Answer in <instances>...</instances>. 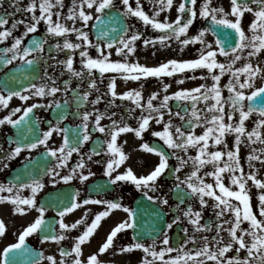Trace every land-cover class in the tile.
I'll return each mask as SVG.
<instances>
[{
	"label": "snow or ice",
	"instance_id": "snow-or-ice-1",
	"mask_svg": "<svg viewBox=\"0 0 264 264\" xmlns=\"http://www.w3.org/2000/svg\"><path fill=\"white\" fill-rule=\"evenodd\" d=\"M5 3L13 10L0 11V44L10 39L11 43L10 46L0 47V60L5 65L19 60L20 66L15 71L28 81V87H20L19 90L8 88L7 95L0 91V106L9 108V101L13 97L22 101L33 97L53 99L48 101L47 105L38 101L26 107H16L0 117V125L19 127L30 119L34 109L40 107L55 106L60 111L57 112L55 123L49 122L42 138L36 136L10 140L7 151L0 145V152H4L0 156V172L9 168V162L19 157L23 151L29 153L20 171L12 178L0 182V204H11L14 215H27L31 210L38 213L22 228L15 242L0 250V264H19L16 260L17 250H21V255L28 253L33 257L29 264H40L41 261L46 264H125L115 258L136 250L143 253L139 264H264V179L258 178L257 175L260 170L257 164L264 166V65L258 62L259 58L264 56V0H228V8L223 5L215 6L213 0H203L199 5L198 0H179L178 4L175 0H149L152 5L151 15L144 10L141 0H135V7L130 0H120V9L116 8L115 0H71L67 15L63 11L64 0H28L27 4H23L22 0H0V9H4ZM173 8L177 13L174 20H170L168 16L160 19L162 13L171 12ZM113 11L120 17L138 18L144 25H150L160 34L148 38L143 32L134 31L126 23L117 24L116 27H102L105 17L109 21L113 19ZM17 13H22L26 18L16 19ZM246 13L253 16L247 32L242 25ZM198 17L206 20L207 26L201 27L196 34L189 35V30ZM92 21L99 22L91 25L97 29L95 42L90 38V30H87ZM78 22L79 27L76 26ZM42 24L51 37L63 38L62 43L57 40L49 47V53L53 49L57 52L70 50L72 55H68L65 60L51 55L45 59L42 54L45 52L48 37H32L25 44V38L37 33ZM21 25L22 34L14 35ZM227 29L233 31L228 32ZM73 33L79 42L69 39V35ZM208 34L214 39H207ZM138 41H142L145 48L153 49H157V45L169 49L175 41L181 52L189 45L198 43L200 47L196 49L195 58H170L155 66H149L142 64L139 59H130L137 54ZM89 48L96 49V57L89 53ZM113 48L120 59H112ZM77 49L80 50V70L73 67V56ZM152 55H156V52ZM221 56L225 58L223 62L219 59ZM253 58H256L257 62H254ZM242 59L245 63L241 67H234ZM50 60H55V65L48 64ZM41 61L48 64V67L63 65L73 77L81 81L87 76L89 79L86 90L80 91V84L72 87L70 79L64 80L62 85L59 84L55 74L49 73L47 68L43 70V75H33ZM204 69L207 70L206 74L201 72L199 76L183 75L176 83L182 85L185 79H211L210 85L200 83L195 87L169 92L172 85L163 82L165 77H174L178 73H195ZM94 70H98L101 81L106 73L114 75L109 77L108 93L90 99L93 92L100 91ZM63 74L62 71L61 75ZM226 74L227 83L221 86V79ZM118 77L126 81L140 82L139 87L118 92ZM150 77L163 82L164 94L159 104H154V100L160 97L158 91L151 92L145 100L143 81ZM37 79L40 81L38 84L32 82ZM224 89H227V96L223 95ZM57 94L63 99H55ZM107 94H110L111 99L108 100V107L104 111L95 107L92 111L79 110L84 104L98 105ZM117 98L132 101L135 107H126V115L111 111V107H119L116 105ZM173 99L180 103L170 106L169 101ZM73 101L77 105V111L73 115H78L81 123L76 128L62 127L61 122L68 118L67 112ZM201 102L204 104L203 108L198 107ZM137 108L140 109V114L133 117ZM21 112L22 115L13 118ZM254 115L256 118L252 120V127L249 129L246 121ZM129 117L136 119L137 127L128 123ZM105 118L110 121L107 125L102 124ZM174 119L181 123H174ZM150 122L162 125V130H154L152 135L159 137L171 151L145 141L139 148L159 157L152 170L146 175H137L129 166L123 172H118L117 169L129 158L123 150V144L128 141L124 140L123 144H118V138L121 134L134 133L136 138L143 140L144 133L150 128ZM201 127L203 131L197 134L196 129ZM33 131V126L29 124L28 132ZM93 132L103 134L105 139L98 137L95 141L97 147L87 154L82 153L81 147L92 139ZM54 134L61 136V143L57 147H50L49 140ZM229 135L234 137L231 147L226 139ZM13 144L14 147L11 146ZM257 144L261 146L256 147ZM41 145L45 148L41 157L46 159L34 160L31 151ZM221 145L223 148L219 147ZM244 145L249 148L246 156L241 154ZM190 149H195L196 154L190 155ZM102 152L109 158L94 162L104 164V175L108 184L130 182L149 201H156L160 205L168 206V197L150 193L160 191L159 182L165 176L173 177L172 184L179 203L176 204L177 212L171 222L162 226L146 222V226L141 224L137 211L125 206L120 199L93 196L80 199L79 190L49 194V199L38 201V194L46 187L44 177H48L53 186L61 182L68 184L74 178L81 183L86 182L95 175L91 169L85 173L84 170L88 168L86 161L93 162L94 156H100ZM73 153L79 154L80 158L74 167L69 168L67 174H62L60 169L67 167ZM179 153H184L187 158ZM172 157L177 161L175 166L169 163ZM51 158H55V163L49 166ZM242 160L246 161L247 171ZM206 165H211L212 171H203L201 175ZM185 167H189L190 171L181 178L180 173ZM225 174L230 181L227 185L224 182ZM205 177H212L213 182H207ZM249 181L260 189L258 211L253 208ZM25 190H30V195H23ZM94 190L99 193L106 188L104 185H97ZM190 199L197 200L199 207L194 208L191 203H186ZM90 204L101 205L103 210L96 212L88 223L91 209L86 206ZM181 205L185 206L184 209H181ZM53 207L57 210L58 220L55 217L46 219V212ZM82 207L85 211L79 219L71 223L66 222L67 214ZM209 207L215 219L202 223L203 213ZM114 210H123L126 218L110 226L98 249L85 256L83 246L90 242L102 226L101 222L109 218ZM155 215L157 218L160 216L159 213ZM229 216L231 218H226ZM182 218H187L192 226V234H188V227L183 228L186 238L173 246L167 230L178 225ZM245 222H248L246 228L242 227ZM54 223L58 224L59 230ZM81 225H85L84 230L74 238L73 244L68 248L59 247V257L54 254L45 255L43 251L33 252L26 246L27 238L33 234L40 237L41 244L51 241L59 245L68 238L67 233ZM225 225L228 227L225 228ZM213 227L214 235H200L198 240L197 233H210ZM6 230L5 221L0 219V236L5 235ZM127 230H132L131 242L117 246L119 234ZM223 232L228 233L227 240L222 235ZM148 239H151V243L146 242ZM109 253L110 259L101 258Z\"/></svg>",
	"mask_w": 264,
	"mask_h": 264
},
{
	"label": "flooded vegetation",
	"instance_id": "flooded-vegetation-1",
	"mask_svg": "<svg viewBox=\"0 0 264 264\" xmlns=\"http://www.w3.org/2000/svg\"><path fill=\"white\" fill-rule=\"evenodd\" d=\"M28 0H22L23 4H27ZM120 0H115L116 3V8L120 9V5H119ZM65 3V8L63 9L64 14L67 15V9L68 7H71V0H64ZM7 10L9 12H11L13 9L9 7L8 3H5L4 5V9H0V11H4ZM249 14V13H248ZM252 15V14H249ZM21 18H26L24 17V15L22 13H17L16 19H21ZM93 22V21H92ZM92 22L89 23L88 29L90 30V38L93 40L92 37ZM69 25H71V22L68 21L67 22ZM11 24V20L9 22V26ZM77 27H79V22L76 25ZM23 32V26L21 25L20 27H18V29L16 30V32L14 33V35H21ZM35 37L37 39H41L44 37H48V43L45 45V52L42 54L45 59H47V57L49 55L56 57L59 60H65L67 59L68 55H72V53L70 52V50H64L63 52H57L55 49H53L51 51V53H49L48 49L51 45H54L57 40H59L61 43L63 42V38L62 37H51L45 30L43 24L41 26V28L38 30L37 33L34 34H30L29 37L25 38V44H27L29 42V40ZM69 39H71L73 42H79L76 40V35L70 34L69 35ZM95 42V41H94ZM11 43V39L8 41H5L3 44H0V47H4V46H10ZM159 49L161 51V48L159 46ZM79 49H77L75 51V54L73 56V67L76 70H80V68L82 67V65L80 64V57H79ZM89 53L93 56L96 57L97 56V52L95 48H89L88 49ZM163 52H166V49L163 48ZM10 55V54H9ZM33 55H35V53H33ZM163 57H159L158 59H161ZM165 60H159V61H154L153 64L156 65L160 62H163ZM48 64L51 65H55V60H50L48 61ZM48 64H45L43 61L40 62V65L38 68H36V70L32 73L33 75H43V70L45 68H47V70L49 71V73L55 74V76L57 77L58 83L59 84H63L64 80H71L72 82V87H76L77 84L81 85V88L79 89L80 91L86 90L87 88V83H88V77L85 76L84 80L81 81L79 78L73 77L71 75L70 72H68L63 65L60 66H54V67H48ZM20 66V61H13V63L11 65H5L2 64L0 67V77L3 75L5 77V80L7 81L8 87L11 88L14 84V82L19 81V80H25L22 83V87L23 88H27L28 87V81L20 76L19 73H17L15 71V69L17 67ZM63 71V75H61V72ZM95 72V77L97 79V87L99 88V93L97 92H93L92 96L90 97V99H95V97L97 95L103 94V93H108V89H107V85L109 82V77L114 75V74H110L108 76V73L105 74L103 80L101 81L100 77H99V72L94 70ZM15 77V78H14ZM156 82V84L159 83H163V82H167L169 84H171V77H165L164 81H158L157 78H148L147 80H144V82ZM33 83H39L40 81L37 80H33ZM117 91L118 92H124L127 91L129 89L132 88H136L138 87V83L137 81H126L120 77L117 78ZM14 87H17L16 90H19V85H16ZM13 87V88H14ZM160 89H162V86L160 87ZM0 91H3L5 95H7V91L3 90L0 87ZM28 94V93H25ZM72 97V93H69V98L71 100ZM53 98L52 97H33L31 99H29L28 101H22L20 100L18 97H13L11 101H9V108L5 109L2 106H0V117H3L5 115H7L9 113V111H11L12 109L16 108V107H26L32 103H36L39 101V103L41 104H45L47 105L48 101H51ZM55 99L58 100H62L63 98L61 97L60 94H57V96L55 97ZM111 99L110 94L105 95L104 99L101 100V102L98 105H91L89 104H84L82 106H80V111H92V109L95 107L97 109H99L100 111H104L106 107H108V100ZM116 105H119V107H111L110 110L111 111H117L118 113H125V106L128 105V107H134L133 105L130 104V101L127 100H121L119 98L116 99ZM121 105V106H120ZM138 110H140L139 108H137ZM137 109L136 112L133 114V117L138 116L137 114ZM60 111L59 109L55 108V106L52 107H40V108H36L33 110V113L30 114V119L26 120L22 125H20L19 127L17 126H13V125H0V145H3V149L5 151H7L10 147L8 141L10 140H16L18 138L21 137H32L35 136V134H37V136H41L42 138V133L43 131L47 130L49 127V122L55 123L56 119H57V112ZM77 111V105L76 103L73 101L71 102V107L68 109L67 112V116L68 118L64 121L61 122V126H67L70 128H76L77 125H79L81 123L80 117L78 115H73V113H75ZM20 115H22L21 113H17L13 118H18ZM133 117H129L128 118V123H130L133 127H137V121L136 119H134ZM110 121L105 118L102 121V124L107 125L109 124ZM181 123V122H180ZM31 124L34 128L33 132H28V125ZM154 126V125H153ZM91 127V125H90ZM152 127V126H151ZM153 128V127H152ZM135 136L134 133H127V134H121V136L118 138V144H123L124 140H127L128 143L127 144H123V150L124 152L128 155V159L125 161V163L123 165L120 166L119 169H117L118 172H123L124 170H126L127 167H132V169L134 170V172L137 175H146L148 174V172H150L152 170V168L154 167V165H152V161L155 160V154L152 153H148L147 151H144V155L142 157L141 161L136 160L135 155L133 154L132 150H131V146H132V138ZM101 138V140L105 139V137L103 136V134L99 133V132H93L92 134V139L86 143H84V145L81 147V152L82 153H89L91 149L96 148L97 145L95 143L97 138ZM160 141V140H159ZM162 142V141H160ZM61 143V136L54 134L53 137L50 138L49 140V146L50 147H57L59 144ZM12 147H14L15 145H11ZM106 146V145H105ZM45 151V148L43 145L39 146L37 149H33L31 151V156L33 158H35L36 156L42 154ZM170 151V150H169ZM4 154V152H0V156H2ZM29 153L27 151H23L19 157L11 160L10 163V167L7 169H4L2 172H0V182L6 181V175L10 172L11 169H13L16 166H20L22 163L26 162L25 161V157L28 156ZM80 158L79 154L77 153H73L72 157L70 158V160L68 161V165L67 167L60 169L62 174H67L69 168L74 167L77 160ZM109 157L105 154V153H101L100 156H94L93 158V162H87L88 164V168L85 169V173H87L88 169H91V171H93L95 173L94 176L90 177L88 179V181L81 183L77 178H74L72 181H70L68 184H64L63 182L53 186L50 182H49V178L48 177H44V182L46 184V187L38 194V201H41L42 196L48 192L49 190H58L61 189V193L64 192H75L76 190H79L81 193V197L80 199L85 198L86 196H93V198H102V199H120V202L123 203L125 206L127 207H131L132 209H135L136 207V200L139 199L143 202V213L145 212V210L150 207V205L152 204H157L164 212V217H165V223L166 222H171L172 218L174 217V215L177 212L176 209V204L179 203V201L177 200V198H174L172 196V188H173V184H172V180H167V179H162V183H164V189L162 190L161 193L155 192V193H150L151 195H163V196H167L169 199V205L168 206H163L158 204L156 201H149L144 195L143 193L135 188V186L130 183V182H117L116 185H110L107 182V177L104 175V164H96L94 161L95 160H106ZM41 159H46V157H41ZM55 163V158H51V163L49 164V166L54 165ZM170 165L172 164L173 166H175L177 164V161L175 159V157H172L169 161ZM181 178H183L181 176ZM97 185H104L106 190L105 191H101L99 193L95 192V186ZM28 195H30V190ZM186 203H191L193 205L194 208H198V201L195 199H190L188 201H186ZM211 204V202H209ZM4 205H6V203H4ZM87 208L91 209V214L88 217V223L91 222V219L94 218V215L96 212L103 210V206L101 205H88L86 206ZM184 205H181V209H184ZM33 211V215L31 220L38 214L36 210H32ZM85 211V208L82 207L80 209L75 210L73 213L67 214L65 217L66 222H75V220L79 219L83 213ZM24 217V216H23ZM27 218H30V216H25ZM55 217L57 220L59 219V217L57 216V210L53 207L50 208L47 212H46V219H51ZM126 218V213L123 210H114V213L109 217V218H105L101 223L102 226L100 228H98L97 232L94 234L93 238L90 240V242H88L86 245H84V254L85 256H87L90 252L96 251L98 249V246L104 241V239L106 238V233L108 232L110 226H113L115 222L119 221L120 219ZM226 218H231L226 217ZM20 219V218H19ZM214 214L211 210V207L205 209L204 213H203V220L201 221L202 223L204 221H212L214 220ZM149 223V222H147ZM247 224L246 222L242 225V227H245L244 225ZM54 226L57 228V230H59V226L58 224L54 223ZM24 226H11L8 227L6 226L7 230H6V234L3 236H0V250L3 249V247H5L7 244L9 243H13L16 241L17 236L19 234L20 231H22V228ZM85 225H81L79 226L78 229H74L72 230L70 233H67L66 235L68 236L67 239H65L64 241H61L59 245H57L55 242H45L44 244L40 243V237L36 234H33L32 236L28 237L26 240V245H29V247L35 251V252H40L43 251L45 253V255H57V257H59V247L63 246V247H70L73 242H74V238L80 234V232H82L84 230ZM188 227L189 228V235L192 234V226L188 223L187 218H182V221L178 224V225H174L173 228L171 230H167L169 231V235L171 236V243L173 244V246L178 245L179 243H181L183 241L184 238H186L185 233L183 232V228ZM225 228L228 227V225L224 226ZM247 227V226H246ZM245 227V228H246ZM215 234V229L213 227V231L210 233H197V237L199 240V236L200 235H208L209 237H211L212 235ZM222 235L225 237V239H228V233L227 232H223ZM131 237H132V230H127L126 232L119 234V238L116 241V245L117 246H121L123 244L126 243H130L131 242ZM147 243H151V239H148L146 241ZM159 246V245H158ZM192 245H189V247H191ZM175 253H173L174 255ZM231 254V253H229ZM143 253L139 250L134 251L133 253L124 255V256H117L115 259L117 261H124L125 264H139V259L142 257ZM241 255H244V252H241ZM104 260H108L111 258V254L109 253L106 256H102L101 257ZM40 264H46L45 261H41Z\"/></svg>",
	"mask_w": 264,
	"mask_h": 264
},
{
	"label": "rangeland",
	"instance_id": "rangeland-1",
	"mask_svg": "<svg viewBox=\"0 0 264 264\" xmlns=\"http://www.w3.org/2000/svg\"><path fill=\"white\" fill-rule=\"evenodd\" d=\"M130 2L133 4V6L135 7V0H130ZM141 3L143 4V8L146 12H148L149 15L152 14V5L149 3V0H141ZM175 3H179V0H175ZM200 3H203V0H198V5ZM213 4L215 6H220L223 5L225 8H228V0H213ZM119 5L121 7V4L119 2ZM177 13L175 11V8H173V10L171 12H165L162 13L160 16V19H163L164 16H168L170 20H174L176 17ZM129 19V25L132 27V29L134 31H141L145 34V37H152L154 35H159L160 33L155 30L152 29L150 25H144L142 21H140L138 18L132 17V16H128ZM253 19L252 15H249L248 13L245 14V17L242 20V25L245 28V31H248V26L251 23V20ZM204 19L202 18H197L194 25L190 28L189 30V35H194L196 34V32L202 27V23H203ZM250 34V33H249ZM207 39L212 40V38L209 36H207ZM200 45L197 43L195 45H189L188 47L185 48V50L183 52L179 51V47H178V43L177 42H173L172 47L170 48L171 53L169 52H163V48H161V51L159 49V45H157V49H153L151 47L149 48H145L142 44V41H138L137 42V54L135 57H130V59H139V61L142 64H147L149 66H154L153 62L154 61H159V60H164V58L158 59L159 57H164V56H171V58H176V59H189V58H195L197 53H196V49L199 48ZM113 56L112 59L116 60V59H120V57H118L115 54V49L113 48ZM156 52V55H152L153 52ZM168 51V50H167ZM219 59L223 62L225 60L224 57H219ZM254 62H257L256 59H253ZM259 62L263 65V60H259ZM241 63H245V60L242 59L241 61H238L237 64L234 67H240ZM98 71V70H96ZM218 72V70H216ZM201 72H203L204 74L207 73V70H197L195 73L192 72H186L184 75L187 76H191L193 74H195L196 76L201 75ZM110 74H114V73H108V76ZM183 78V74H176L174 77H171V85L172 87L169 89V92H174L176 90H178L179 88H190V87H195L196 85L200 84V83H208L209 85L212 83L211 79H208L207 81H203V80H188L185 79L184 83L182 85H178L176 83V80H179ZM243 79V77H242ZM228 80V74H226L224 77H222L221 79V86H223V84L227 83ZM138 85L140 82H137ZM147 84L151 86V89H147L146 91H144V97L145 100L146 98L151 94V92L153 91H158L160 92V97L156 100H154V104H159L160 100L163 97V91L162 89H160V87L162 86L161 83L156 84V82H144L143 84ZM228 92L227 89H224L223 91V95L227 96ZM130 104L133 105L135 107V104L130 101ZM170 104V101H169ZM121 106V105H120ZM128 107L125 106L124 108ZM198 107L203 108L204 104L203 102H201ZM137 114H140V110L137 109ZM167 118V117H166ZM256 117L255 115L250 118L249 121H246V124L248 125L249 129L252 127V120H254ZM174 123L179 124L180 121L178 119H174ZM154 125V126H153ZM153 128H152V127ZM154 130H162V125H156L154 122H150V128L149 130H147L144 135H143V140L136 138L135 136L132 138V146H131V150L133 152V154L135 155L136 160L141 161L142 157L144 155V151L139 148V145L143 142H150V140L152 139H159L161 140L159 137H154L152 135V131ZM203 131V128H197L196 129V133L200 134ZM264 131V130H262ZM229 146L231 147L234 141V137L229 135L226 137ZM162 141V140H161ZM256 147H260L261 145L257 144L255 145ZM221 148H223V145L219 146ZM171 150V149H170ZM210 150H216L215 148H210ZM249 151V148L247 145L242 146L241 149V154L242 156H246L247 152ZM180 155H185L184 153H179ZM190 155H195L196 154V150L195 149H190L189 152ZM185 158H187V156L185 155ZM226 159V157H225ZM159 161V157L156 155L155 160L150 162L152 163V165L157 164ZM242 163H245V170L247 171V165H246V161L242 160ZM257 167L260 169L258 172V178L260 179H264V166H261L259 164H257ZM190 168L189 167H185L182 172L180 173V175L183 177L185 173L189 172ZM203 171H212V166L211 165H206L205 169H203L201 171V175L203 174ZM206 181L211 183L213 182V178L212 177H205ZM225 184H229L230 181L227 178V174H225ZM160 183V191L157 192L161 193L162 190L164 189V183H162V180L159 182ZM29 193V190H25L22 194L27 196ZM260 193V189H258L257 187H255L251 181H249V194L252 197V204H253V208L254 210L258 211V206H259V202H258V196ZM212 203V201H209ZM234 203H236V201L233 200ZM33 211L31 210L27 215H32ZM27 215H14L13 214V206L9 203H6V205L4 204H0V219H3L6 223V226L11 227V226H26L28 222H30V219L25 218V216ZM20 218V219H19ZM247 224H245L244 226L248 227V222H246Z\"/></svg>",
	"mask_w": 264,
	"mask_h": 264
},
{
	"label": "water",
	"instance_id": "water-1",
	"mask_svg": "<svg viewBox=\"0 0 264 264\" xmlns=\"http://www.w3.org/2000/svg\"><path fill=\"white\" fill-rule=\"evenodd\" d=\"M112 15V17H113V19L111 20V21H109L108 20V18L107 17H105V23H106V25H103L102 27H106V28H108V27H116L117 26V24H125L124 23V19H123V17H120L118 14H116V13H112L111 14ZM99 23V22H98ZM97 30V29H96ZM222 31H224L223 29H222ZM227 31L228 32H232L233 30H231V29H227ZM95 34H96V32H95ZM110 35H111V33H110ZM235 34L233 33V36H234ZM3 84V83H2ZM158 213V212H157ZM158 221L159 220H157L156 222H157V224H158ZM158 225H160V224H158ZM28 260L30 259V256H28V258H27Z\"/></svg>",
	"mask_w": 264,
	"mask_h": 264
}]
</instances>
